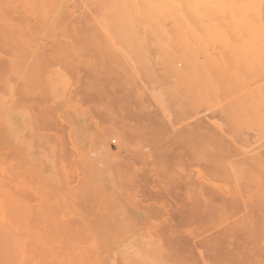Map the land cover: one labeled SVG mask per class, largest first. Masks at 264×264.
<instances>
[{"label": "rangeland", "instance_id": "1", "mask_svg": "<svg viewBox=\"0 0 264 264\" xmlns=\"http://www.w3.org/2000/svg\"><path fill=\"white\" fill-rule=\"evenodd\" d=\"M115 1L0 0V264H264V170L189 138L264 156V0Z\"/></svg>", "mask_w": 264, "mask_h": 264}, {"label": "bare ground", "instance_id": "2", "mask_svg": "<svg viewBox=\"0 0 264 264\" xmlns=\"http://www.w3.org/2000/svg\"><path fill=\"white\" fill-rule=\"evenodd\" d=\"M112 1V0H111ZM113 1H115V0H113ZM120 1V0H119ZM118 1V2H119ZM149 1V0H148ZM158 1H160V0H158ZM163 2L161 3H159V4H166V3H164L165 1L164 0H162ZM190 1H193V0H188V3H190ZM205 1V0H204ZM209 1V0H208ZM216 1V0H215ZM249 1L250 0H247V3H249ZM116 2V4L118 3L117 2V0L115 1ZM218 2V1H217ZM216 2V3H217ZM231 2H233V1H231ZM231 2H229V3H231ZM113 3V2H112ZM111 3V4H112ZM237 3V2H236ZM110 4V3H109ZM115 4V3H114ZM251 5H253V4H251ZM203 6V5H202ZM237 6H238V3L236 4V7H235V5H234V9H233V11L237 8ZM191 7H195V6H191ZM202 8V7H201ZM248 8V7H247ZM246 8V9H247ZM194 9V8H193ZM236 11V10H235ZM237 12H238V10H237ZM238 19H241L242 20V17H238ZM241 104L239 103V106H240ZM227 108V107H226ZM252 108V107H251ZM224 109V108H223ZM239 109H241V108H239ZM242 109H244V108H242ZM235 109H233V111H234ZM237 110V109H236ZM246 110V109H245ZM256 110V109H255ZM218 111H220V109L218 110ZM225 111V110H224ZM232 111V112H233ZM240 112H241V110H239ZM244 111V110H243ZM257 111V110H256ZM222 112H223V110H222ZM237 112V111H236ZM236 112L234 113V115L236 114ZM238 113V112H237ZM242 113V112H241ZM224 115V114H223ZM242 115V114H241ZM225 116H226V114H225ZM236 116V115H235ZM196 125V126H195ZM194 126H195V128H192L191 130H190V135H189V138L191 139V141L192 140H195L194 142H196V139H198L197 141L199 142V140H201V142L203 141H208V143L210 144V145H208V147L210 148V146H214V147H217V152H218V150H219V153H221L223 156L225 155L226 157L227 156H229V158H230V156H242L241 158H242V160H240V161H236V162H240L241 164L240 165H238V166H241L242 165V167L243 166H246V168L245 167H243L242 169H246L245 171H244V173H247V174H250V175H252V176H256V174H258V172H260V171H262V170H264V156L262 155V154H260V155H258V153L256 154V155H253V156H248V154H250L249 152H247L248 154H246V151H245V149H244V147H243V149H241L242 147L240 146V148L239 147H235V149H231V148H228V146H227V144L225 143V139L223 138V136H222V134H220V133H215L214 131H212V129L211 128H207V127H205L201 122H197L196 124H195ZM193 126V127H194ZM196 128H198L197 130H196ZM216 129V128H215ZM198 131V132H197ZM188 133V134H189ZM197 144V143H196ZM205 144H207V143H205ZM199 145V144H198ZM244 146V145H243ZM202 148V147H201ZM211 148H213V147H211ZM233 148H234V146H233ZM216 150V149H215ZM215 153H216V151H214ZM217 154V153H216ZM262 155V156H261ZM214 156H216L215 154H214ZM213 156V157H214ZM231 157V158H232ZM238 159V158H237ZM235 162V161H234ZM242 162H244V163H242ZM233 164H235V163H233ZM240 171V170H239ZM246 174V175H247ZM242 175V174H241ZM260 175V174H259ZM258 176V175H257ZM244 177V176H243ZM254 177H252L253 179H254ZM194 178V177H193ZM258 178V177H257ZM199 179V178H198ZM190 180V179H189ZM201 180H203V179H201ZM188 181V180H187ZM198 181V180H197ZM252 181H254V180H252ZM194 182H196V180H195V178H194ZM193 182V183H194ZM201 183V185H202V181H200ZM204 182V181H203ZM260 182V181H259ZM258 182V186H260L261 185V183H259ZM192 183V184H193ZM249 183V182H248ZM254 183V182H253ZM188 184V183H187ZM194 184H196V186H197V184L198 183H194ZM205 184V183H204ZM260 184V185H259ZM201 185H200V188H197V189H193L192 188V186H191V184H190V189H193L194 190V192H195V194L197 193V199L198 200H196V201H194V205H197V206H204V211L206 210V212H212V211H218V213L219 212H224V211H226L227 210V212H228V210H231L232 212L234 211H236V212H238V210H239V208L240 207H243V209L245 208V205H246V203H245V196H244V194L242 193V192H237V195H234V196H232V194L230 193V191H229V193H228V195L226 194V196L228 197V198H226L225 199V195L221 192V194L223 195V196H220V194L219 193H216L217 191L216 190H218V189H220L219 188V186L218 187H215V189H214V187H213V191H216V192H209V190L208 191H205V187H204V185L201 187ZM205 185H207L208 186V184H205ZM213 186H214V184H212ZM217 185V184H216ZM253 185V184H252ZM210 186H211V184H210ZM209 186V187H210ZM197 187H199V185L197 186ZM203 187H204V189H203ZM218 188V189H217ZM259 188V187H258ZM207 189V188H206ZM211 189H212V186H211ZM188 190V189H187ZM193 190H190L191 192L189 193V195H192L191 197H193V195L194 194H191V193H194V192H192ZM197 190V191H196ZM224 191V190H223ZM238 191H240V190H238ZM209 192V193H208ZM219 192V191H218ZM216 193V194H215ZM229 194H231L230 196H229ZM249 195V194H248ZM247 194H246V197L248 196ZM259 196H261V195H259ZM195 197H196V195H195ZM189 198V197H188ZM260 198H262V196L260 197ZM189 199H193V198H189ZM252 199V198H251ZM258 199V198H257ZM263 199V198H262ZM189 201V200H188ZM190 203V202H189ZM258 203V202H257ZM15 204H16V202H15V199H12V201H11V208H10V211H11V214L12 215H15L14 214V212L12 213V210L13 211H15L16 209H15ZM191 204V203H190ZM255 204V203H254ZM259 204V203H258ZM257 204V205H258ZM262 205V204H261ZM187 206V205H186ZM193 206V205H192ZM191 206V207H192ZM259 206V205H258ZM258 206H256V207H258ZM194 207V206H193ZM247 207V209H248V207L249 206H246ZM251 208H253V206H250ZM255 207V206H254ZM260 207V206H259ZM263 207H264V203H263V205H262V208H260V209H258L259 211H262L261 209H263ZM188 208H190V207H188ZM15 209V210H14ZM192 209V208H191ZM190 209V210H191ZM202 209V208H201ZM246 208H245V211L247 210ZM185 210V209H184ZM189 210V211H190ZM241 210V209H240ZM251 210V209H250ZM250 210H248L249 212H248V214H249V216H251L250 214H252V212L250 213ZM254 210V209H253ZM257 210V209H256ZM264 210V209H263ZM17 211V210H16ZM196 211V210H195ZM231 211H229V212H231ZM182 212V211H181ZM194 212V211H193ZM233 212V213H234ZM242 212V211H241ZM247 212V211H246ZM254 212V211H253ZM16 213V212H15ZM177 213V212H176ZM192 213V212H191ZM196 213H198L197 211H196ZM224 213H226V212H224ZM256 213V212H255ZM262 213H264V212H262ZM195 214V213H194ZM202 214H203V212H202ZM204 214H205V212H204ZM187 215V214H186ZM198 215V214H197ZM225 215V214H224ZM226 215H228V213L226 214ZM244 215V214H243ZM242 215V216H243ZM203 216V215H202ZM206 216V215H205ZM208 216H209V214H208ZM245 216V215H244ZM248 216V215H247ZM248 216V217H249ZM252 216H254V214L252 215ZM259 216V215H258ZM204 217V216H203ZM225 217H227V216H225ZM201 218V217H200ZM250 218V217H249ZM251 219H253V217H251ZM255 219V218H254ZM258 219V218H257ZM227 220V219H226ZM226 220H224V221H226ZM228 221V220H227ZM232 221V220H231ZM235 221V220H234ZM250 221H252V220H250ZM260 221V220H259ZM229 222V221H228ZM238 222V223H237ZM235 224L233 223V221L231 222V223H233L232 225H233V229H231V228H229L230 226H229V224H228V228L230 229V231L229 232H231V233H233L234 235H236V237H237V235L239 234V231L240 230H243L244 229V227H245V225L242 223V222H240V221H237ZM244 222V221H243ZM254 222H255V220H254ZM254 224V223H253ZM231 225V224H230ZM249 227V229L250 228H252L251 226H248ZM254 227V226H253ZM225 228V227H224ZM246 229V228H245ZM244 229V230H245ZM228 230V229H227ZM252 230V229H251ZM224 231H226V228H225V230H223V232L222 233H224ZM246 231V230H245ZM227 232L228 231H226L223 235H224V238L225 239H229V238H231L230 237V235H232L231 233H229L230 235L228 236V234H227ZM236 232H237V234H236ZM252 232H254L253 230H252ZM245 233H247V231L245 232ZM240 234H241V232H240ZM250 235V234H249ZM235 237V236H234ZM241 237V239L242 240H244L243 238H242V236H240ZM248 237V236H247ZM222 239H224L223 238V236L221 237ZM232 238H233V236H232ZM231 238V239H232ZM238 238V237H237ZM218 239V238H217ZM216 239V240H217ZM221 239V240H222ZM228 239H227V241H228ZM248 239V238H247ZM220 240V239H219ZM211 241V240H210ZM232 241H234L235 242V240L233 239V240H231V242ZM237 241V240H236ZM246 241V240H245ZM213 242V241H212ZM225 242V241H224ZM230 242V244H232ZM243 243V242H242ZM247 243V242H246ZM210 244V243H209ZM219 244V243H218ZM226 244V243H225ZM228 244H229V242H228ZM229 244V245H230ZM235 244V243H234ZM236 244H238L239 246H240V244L239 243H236ZM245 244V243H244ZM208 245V244H207ZM213 245V244H212ZM220 245V244H219ZM228 245V246H229ZM238 245H236V246H238ZM242 245V244H241ZM204 246V245H203ZM221 246V245H220ZM222 246L224 247V249H225V245H223L222 244ZM228 246H227V248H228ZM232 246V245H231ZM230 246V248H232V247H235L234 245L231 247ZM242 246H244V245H242ZM212 247H214V246H212ZM241 247V246H240ZM240 247H239V253L240 252H242V250L244 249V247H243V249L241 250L240 249ZM215 248H216V246H215ZM235 248H237V247H235ZM246 248V247H245ZM214 249V248H213ZM221 249V248H220ZM219 249V250H220ZM233 249V248H232ZM212 250V249H211ZM211 250H209L210 252H211ZM225 251H227V250H225ZM230 251V250H229ZM228 251V252H229ZM233 251V250H232ZM244 251V250H243ZM209 252V253H210ZM212 253V252H211ZM210 253V254H211ZM234 253V252H233ZM237 253V252H236ZM235 253V254H236ZM213 254H214V252H213ZM227 253H225L224 254V257H226L225 255H226ZM230 254V256H233V254L232 253H229ZM232 254V255H231ZM242 254H243V252L240 254L241 256H242ZM208 256V255H207ZM208 257H210V256H208ZM228 258H230L229 256H227ZM235 257H238V256H235ZM233 259H234V257H233ZM238 259H239V257H238ZM235 260H237V259H235ZM214 261V260H213ZM213 261H211V262H213ZM217 261V260H216ZM210 262V263H211ZM214 263V262H213ZM229 263V262H228Z\"/></svg>", "mask_w": 264, "mask_h": 264}]
</instances>
